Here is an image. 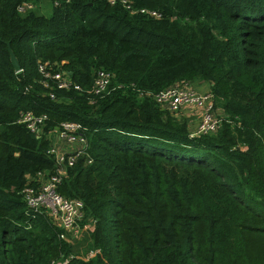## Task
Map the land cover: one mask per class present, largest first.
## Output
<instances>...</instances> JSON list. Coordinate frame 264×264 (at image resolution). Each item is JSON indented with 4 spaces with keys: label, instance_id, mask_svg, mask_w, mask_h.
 <instances>
[{
    "label": "trees",
    "instance_id": "trees-1",
    "mask_svg": "<svg viewBox=\"0 0 264 264\" xmlns=\"http://www.w3.org/2000/svg\"><path fill=\"white\" fill-rule=\"evenodd\" d=\"M21 1L0 0V264H264V0H128L160 17L119 0H51L48 14ZM40 61L80 88L44 85ZM99 69L110 79L95 92ZM190 80L209 82L217 130L190 136L154 100ZM23 109L47 113L46 131L81 123L57 190L83 201L89 257L25 204L23 187L59 166L16 121Z\"/></svg>",
    "mask_w": 264,
    "mask_h": 264
},
{
    "label": "built area",
    "instance_id": "built-area-1",
    "mask_svg": "<svg viewBox=\"0 0 264 264\" xmlns=\"http://www.w3.org/2000/svg\"><path fill=\"white\" fill-rule=\"evenodd\" d=\"M116 0H109L114 3ZM130 12H146L154 17L162 16V13L153 8L140 7L133 8L128 0H119ZM34 7L31 0L21 1L17 5L20 12H24ZM48 61H40L38 70L43 75L42 82L48 86V78L52 79L59 88L69 89L71 87L80 88V85L73 82L69 75L59 66L54 68L47 67ZM110 74L103 69L96 70L94 73L92 90L102 91L108 85ZM188 82V81H187ZM184 83H173L156 91L153 95L154 100L166 107L173 114L178 115L183 110H188L190 118L195 116V127L190 130V136L212 132L218 129L222 116L215 112L213 93L210 88L198 89L189 87ZM54 96L53 92H50ZM48 115L45 112H34L31 109L21 110L16 117V121L23 123L31 132L37 136L49 134L55 131L58 137L67 141H78L84 145L85 136L81 123L71 119L59 121L51 130H45ZM82 145V146H83ZM49 152L53 153L55 161L59 166L58 173L48 170L38 171V184H26L21 190L25 204L30 209L44 208L48 214L53 215L58 223L64 227L68 234L65 238L72 242L75 235H79L85 229H93L91 222L81 224L83 218V201L76 197L64 196L57 190L60 174L65 171L66 165H72L81 152L80 149L72 151H57L53 146L48 147ZM30 176L29 174L27 175ZM94 251L90 255H93Z\"/></svg>",
    "mask_w": 264,
    "mask_h": 264
},
{
    "label": "crops",
    "instance_id": "crops-1",
    "mask_svg": "<svg viewBox=\"0 0 264 264\" xmlns=\"http://www.w3.org/2000/svg\"><path fill=\"white\" fill-rule=\"evenodd\" d=\"M189 87H195L198 89H208L210 88V84L207 81L204 80H190L185 83ZM205 86V87H204ZM185 115V116H190L188 110H183L181 111L177 116L179 115ZM190 120V128L195 127V116L193 115L191 118L189 117ZM39 136V135H38ZM43 138L47 141L48 147L53 146L57 149V151L63 152V151H72L74 149H80L82 147V143L78 141H67L65 139H62L58 137L55 131H51L48 135L44 133L42 134Z\"/></svg>",
    "mask_w": 264,
    "mask_h": 264
},
{
    "label": "rangeland",
    "instance_id": "rangeland-1",
    "mask_svg": "<svg viewBox=\"0 0 264 264\" xmlns=\"http://www.w3.org/2000/svg\"><path fill=\"white\" fill-rule=\"evenodd\" d=\"M36 9H38L39 11L43 13L48 14L51 9V0H36ZM161 107L166 108L163 105ZM215 112H216V109H215ZM179 116L186 117L187 122L190 123V120H189L190 116H185L183 114ZM240 145L243 146V144H240ZM87 235H88V229H85L79 235H75V237L72 238V244L75 245L76 246L75 248L78 250L77 254L82 256L83 258L89 257L92 252L91 246L89 244V238Z\"/></svg>",
    "mask_w": 264,
    "mask_h": 264
},
{
    "label": "water",
    "instance_id": "water-1",
    "mask_svg": "<svg viewBox=\"0 0 264 264\" xmlns=\"http://www.w3.org/2000/svg\"><path fill=\"white\" fill-rule=\"evenodd\" d=\"M9 55H10V60H11V63L13 64V67L15 68V70H19L20 68L19 63L17 61L15 54L13 53L10 47H9Z\"/></svg>",
    "mask_w": 264,
    "mask_h": 264
},
{
    "label": "clouds",
    "instance_id": "clouds-1",
    "mask_svg": "<svg viewBox=\"0 0 264 264\" xmlns=\"http://www.w3.org/2000/svg\"><path fill=\"white\" fill-rule=\"evenodd\" d=\"M175 115V114H174ZM190 130H191V128H190ZM189 133H190V131H189Z\"/></svg>",
    "mask_w": 264,
    "mask_h": 264
}]
</instances>
